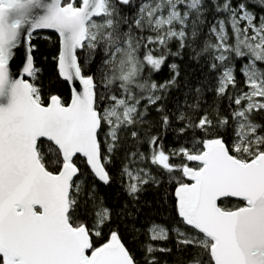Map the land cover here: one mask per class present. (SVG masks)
<instances>
[{
    "label": "snow or ice",
    "instance_id": "6c2138e0",
    "mask_svg": "<svg viewBox=\"0 0 264 264\" xmlns=\"http://www.w3.org/2000/svg\"><path fill=\"white\" fill-rule=\"evenodd\" d=\"M39 29L59 34L58 74L82 86L72 89L70 103L57 95L45 102L34 83L42 69L30 38ZM23 43L24 78H13L10 62ZM185 49L204 60L208 83L190 89L191 103L186 96L166 110L162 101L178 86V65L168 64L172 75L162 83L153 76ZM206 91L227 99L226 114L203 108ZM153 106L162 128L174 117L183 125L178 134L191 130L194 142L166 153L159 136L141 141L131 131L136 150L120 177L133 204L144 186L160 183L140 165L183 178L170 175L183 227L153 221L136 229L147 237L144 264L172 252L155 243L172 233L177 252L191 249L184 264H264V123L255 120L264 113V0H0V264H138L116 231L94 247L91 236L111 218L95 190L97 181L111 182L106 164L123 147L121 133L144 124ZM78 154L93 178L91 230L80 219L87 200L81 202L86 180L74 162ZM173 156L195 167L171 164ZM222 198L239 203L222 207Z\"/></svg>",
    "mask_w": 264,
    "mask_h": 264
},
{
    "label": "trees",
    "instance_id": "16d2710c",
    "mask_svg": "<svg viewBox=\"0 0 264 264\" xmlns=\"http://www.w3.org/2000/svg\"><path fill=\"white\" fill-rule=\"evenodd\" d=\"M257 12H259V9H257ZM203 38L204 37H201V41L194 45L197 51L200 50ZM30 43L34 46L32 51L34 64L36 67L42 69V71L38 73L34 83L40 88L43 99L47 102L50 96L57 95L65 104L69 103L71 97L70 87L68 83L59 76L56 66L57 62L54 59L59 53L58 36L53 32H38L32 35ZM171 47L173 51L177 50L175 44H172ZM193 55L190 49H185L182 58L170 57L162 67V70L153 76L155 81L162 83L170 79L172 75L168 68V64L176 63L178 65V86L173 87L167 94L166 100L162 101L166 110H174L177 102L184 101L186 96L189 103H191V95L189 94L190 89L194 90L202 83H208V72L207 68L204 67V60L201 59L197 62L191 58ZM80 62L83 63L82 58ZM96 67V64L92 65L93 69ZM86 74H92V72H86ZM238 79H240L239 75ZM204 99L207 103L203 105V108L208 109L210 112L218 110L221 115L227 113L228 102L226 98L216 101L213 93L206 91ZM255 120L258 123H264V113L257 114ZM182 126L183 125L178 123L173 117L171 126L167 129L162 128L160 114L156 112L155 106H153L149 109V114L144 124L137 125L134 129H129L121 133V144L123 147L117 151L112 156L111 161L106 164L107 171L111 176L110 184L104 185L102 182H96L95 202L97 205L102 203L103 206L110 209L111 218L100 228V236L94 234L91 236L94 247H99L107 242L110 238V233L116 231L122 243H124L135 256L138 264H144L142 245L146 242L147 237L143 232H137L136 229H145L147 225L153 221L164 224L169 228L181 226L177 224L179 217L175 207V189L178 186L177 180L170 178L171 175L183 179L180 172L168 174L163 173L157 167L147 163L140 165L149 167L152 174L160 183H149L144 186V191L139 194V201L133 204L122 186L120 170L123 164L128 162L126 155L136 150L135 146L137 145V141L131 137L132 130L138 131L141 141L153 135L159 136L160 140L158 142L162 144L164 151L166 153H171L173 149H178L182 145L191 147L194 142V136L191 130L183 135L178 134V129ZM145 133H147V136ZM220 134L224 136L225 140L229 139L225 130H220ZM100 139L103 141V136H101ZM139 150L147 152V144H140ZM102 152L106 154V146L102 147ZM74 162L81 170L82 175H80V179L86 180L84 195L81 197V202L84 203V201L87 200V211L81 210L80 219L85 222L91 230L95 224V209L92 206V201L87 199V192L92 188L93 178L85 158L82 156H75ZM170 163L174 165L188 163L190 167H195L193 162H188L184 160L183 157L173 156L170 158ZM132 166L135 167L136 165ZM185 182L190 181L185 180ZM238 203L236 199H222L220 201L221 206L226 208H232ZM128 212H132V216H129L127 214ZM155 243L163 247L172 248L171 253H155L159 264H165V262H167V264H184V261L191 251V249H189V252H177L175 248V233H172L171 238L167 242Z\"/></svg>",
    "mask_w": 264,
    "mask_h": 264
},
{
    "label": "water",
    "instance_id": "95a60500",
    "mask_svg": "<svg viewBox=\"0 0 264 264\" xmlns=\"http://www.w3.org/2000/svg\"><path fill=\"white\" fill-rule=\"evenodd\" d=\"M38 32H53L59 38V34L54 29H39V30H36L33 33V35L38 33ZM24 39L25 38L22 37V40H24ZM30 40H31V38H30ZM27 47H28V44L23 43L22 46L17 51L16 55L14 56L13 61L10 62V71L13 75V78H24V77H22L21 74L23 71V65L26 62ZM59 47H60V44H59ZM67 83H68L70 90H71V97H72V89L73 88H76L77 90H80L82 88V86L79 84L78 81H73L71 84L69 82H67ZM71 97H70L69 103L71 101ZM77 156H80V155L78 154ZM222 199H235V198H222Z\"/></svg>",
    "mask_w": 264,
    "mask_h": 264
}]
</instances>
